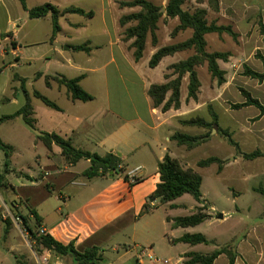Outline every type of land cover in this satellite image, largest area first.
I'll list each match as a JSON object with an SVG mask.
<instances>
[{
  "label": "crops",
  "instance_id": "1",
  "mask_svg": "<svg viewBox=\"0 0 264 264\" xmlns=\"http://www.w3.org/2000/svg\"><path fill=\"white\" fill-rule=\"evenodd\" d=\"M131 1L134 0H24L26 10L49 4L60 13L70 7L78 8L85 13H92L89 18L78 14H59L57 16L59 31L54 38H51L53 25L50 14L38 19H30L27 11L23 9L18 0H0V76L4 72L1 69L6 68L4 66L6 60H13V62L12 60L8 61L10 63L8 66L16 71L12 79L13 82L8 75L6 82L0 87V117L5 115L1 109L11 102L18 104L17 97L23 96V91H25L30 99L35 128L38 131L47 134L53 133L69 140L72 147L77 150L99 156L112 154L121 160L124 168V173L119 174L120 177L116 182L110 176L87 178L83 172L89 167L88 160L69 164L57 146L52 145L50 150L44 146L46 155L49 156L48 153L51 152L54 156L48 157L50 158L48 161L50 165L45 166L42 157L36 154L37 158H41V160L38 159L36 165L39 171L44 173L41 178L42 181L56 176L54 181H61L65 185L67 183L72 184L76 178H83L82 186H91V188H88L86 195H78L73 205H71V198L59 194L58 202L62 201V210H67L65 219L62 218L63 214L60 207L55 212L57 217L50 220L46 213L40 211L41 200L31 202V206L27 204L28 200H26L27 211L29 216L34 219L37 229L34 232L30 227L32 232L37 236L48 234L63 245L72 243L77 252L96 247L99 249L102 258L97 264H127L133 260L137 264H148V262L157 264L153 260L155 258L152 242L154 239L150 235L152 231H157L160 238L171 247L188 246L185 252L179 255L177 261L180 264L183 263L182 256L185 253L209 254L224 246H229L231 252L235 254L233 264H264V205L258 212L261 218L258 224L244 229L237 237L233 234L232 239L222 246H216L212 240L208 239L209 244L206 245L192 246L184 243H173V240L187 234L188 229L192 227L173 228L172 219L175 216L165 214L158 217L157 220L152 219L151 216L161 205L169 209H173L170 207L171 205L178 207L175 200L166 204H159L156 200L150 204L155 208L147 213H142L149 195L159 183L158 163L166 155L179 162L178 155L183 152L184 146H178L172 141L171 135L175 132L191 134L189 128L183 127L180 122L192 117L197 108L204 104H201L200 93H197V102L192 99L186 101L187 74L182 78L180 85L178 109L171 108L162 112L160 107L155 108L152 105L147 95L149 87L165 84L164 75L167 68L179 62L182 57L177 52L164 57L157 66L150 68L148 66L149 59L158 49V47L151 46L145 59L144 54L147 48L144 49L139 61L134 60L133 49L130 48L133 40L123 41L124 29L132 25L127 24L125 27L119 25L121 17L140 11L139 7H119L120 2ZM146 1L153 3V0ZM217 1L220 11L231 8L236 12H244L241 5L235 6L232 3L233 0ZM166 2L167 0H163L161 6L163 13ZM255 10L259 11L264 30V6ZM95 20L98 27L93 28L92 24ZM169 21L173 22V25L178 24L176 19H169ZM40 26H44L46 29L42 37L38 35V27ZM253 35L256 44L254 49L261 51L264 57L262 36L256 32ZM172 42L171 39L164 41L161 47L170 45ZM77 46H86L89 51L74 50L73 47ZM242 65L243 69L247 67L256 73L263 72L262 63L255 60L251 53L243 55ZM223 70L225 71V69ZM124 75L129 77L128 87L132 90L136 88L142 95L143 109L141 112L138 110L139 103L134 101L129 89L126 88L125 90L129 93L125 95V108L122 107V104L117 105V96L114 99L111 96V92L118 89L115 84L111 85V82L115 81L117 77L121 81ZM59 77L66 79L80 77V88L88 93L92 100L88 102L72 100L66 87L58 83L57 78ZM237 82L243 91L264 107V81L258 82L255 79L240 76ZM227 84L229 83L227 82ZM28 85L32 89L31 92L27 89ZM36 85L38 88L35 89L34 86ZM227 86L229 85H225L223 88H227ZM200 90H202V86ZM35 91L53 102L58 109H51L43 105L33 97ZM238 95L240 96L238 103H244L243 95L239 93ZM33 99H36L35 102L38 100L41 105L39 103L34 104ZM238 112L243 116L240 118L242 121L254 120L253 131L245 133L243 136L245 139L248 138L254 146L260 145V148L247 150L240 142L239 155L236 157L233 158L234 155L229 157L231 151H228L224 157L212 156L221 162V168L218 171H224V169L238 164L241 160L264 159V156L253 160L242 158V154H249L254 151L264 153V115L261 116L259 110L253 106L239 108ZM35 139L38 140L36 136L32 138L33 149L39 144L43 145L41 142L35 144ZM207 143H210V140ZM226 143L231 147L228 141ZM11 147L13 151V146ZM58 156L65 164L63 169L51 165L52 160ZM230 158H233V161L226 163ZM80 162H83L85 166L81 172H69ZM123 175H127L131 180H137V182L129 186L123 181ZM27 179L31 180L26 181L37 183L32 175H28ZM19 180L23 181L22 178ZM248 190L251 194L260 195L264 198V194H262L264 192L263 172L255 182L249 185ZM240 195L239 190H232L234 201L240 198ZM204 197L202 194V201L208 202ZM197 206H199L198 203ZM249 209L248 207L247 210ZM31 210L36 212L39 223L30 214ZM209 210L213 211V207L210 206ZM232 211L239 213L243 209L235 205ZM233 212H229L230 214L222 213V219H218L220 214H216L217 216L212 218L209 217L210 213H207V218L204 221H224ZM40 231H42L41 234ZM148 234V237H143ZM118 237H121L122 241L111 248L114 256L111 255V260H108L105 256L106 249L103 247L111 245ZM146 238L148 240H145ZM201 246H203L204 252H200ZM142 251L144 254H141ZM44 252L45 250L39 257L29 247L25 257L29 264H42ZM228 263L227 255L220 254L212 264ZM50 264H72V260L70 256H56L50 251Z\"/></svg>",
  "mask_w": 264,
  "mask_h": 264
},
{
  "label": "rangeland",
  "instance_id": "2",
  "mask_svg": "<svg viewBox=\"0 0 264 264\" xmlns=\"http://www.w3.org/2000/svg\"><path fill=\"white\" fill-rule=\"evenodd\" d=\"M232 3H234L235 6L241 5L244 12H236L231 8L222 9L221 11L220 8H218L217 11H214L213 8L209 6V0H184L181 7L184 11L189 13H193L196 10H204L206 12L205 18L208 24L213 23L216 26L230 27L231 32L235 35V37H231L226 33H211L204 36L206 53H225L228 55L226 61H217L219 69L223 71L224 82L218 84L217 80L212 78L206 62L195 67L200 85L198 93H200L201 104L204 105L198 107L194 112V115L190 117H199L207 122H211L210 112H213L216 115L217 125L220 129L226 131L230 135V139L235 143V146H228L226 143L227 140L218 134L211 135L206 139L202 138V136L208 132L207 129L182 125L183 127L189 128L191 133L189 135L197 138V140L195 141L196 147L193 150L184 147L182 148V154L178 155L179 164L182 168H190L202 177L200 190L205 196L204 198L209 202H203L202 204L204 205V214L208 215L207 213H210L209 217L215 218L217 216L216 214H230L229 212H233L232 210H234L235 205L243 209V211H240L239 213L233 212V214L224 221H204L196 227L188 229V234L200 233L204 235L206 239L212 240L216 246H222L232 239L233 234L237 237L244 229L258 224L261 220L258 212L264 205V198L262 196L251 194L248 190L249 185L256 181L261 172L264 173L263 158L254 161L241 160L238 164L236 163L234 166L224 169V171H218L219 166L216 163H213L208 168L197 167L198 161L212 156L224 157L228 151H231L229 157H232V155H234L233 158L236 157L239 155L240 142L247 150L257 147L260 148V145L256 144L254 146L248 138L245 139V136H243L245 133H251V131H253L254 120L250 119L242 121L240 118L243 116L238 112L239 108L234 109L233 106L239 104L238 98L240 96L238 93L242 95V89L239 87L237 79L240 76H244V69L242 67L243 55L251 53L252 57L260 62V57L264 58L261 51L254 49L256 44L253 39V34L256 32L259 36H262V41L264 43V30L260 20V14L259 11L255 10L256 8L259 9L264 6V0H233ZM153 4L156 6H162L163 0H153ZM97 24L98 23L95 20L92 27H98ZM129 24L134 25V22ZM177 25H173V22L166 19L164 15L162 16L157 23V29L154 32L155 44H152L150 35H147L144 47V49H147L145 50L144 59L151 46L161 48L164 41L166 42L171 39L173 42L170 45H174L182 43L191 37L192 31L190 29L172 34ZM45 32L46 29L44 26L38 27L39 37H42ZM178 53L182 57L180 61H183L193 56L195 51L194 49H187ZM11 60L12 59L6 60L4 65L6 68L1 69L4 70V72L3 75L0 76V87L6 82V77L8 75L13 82L12 79L16 71L14 68L8 66L10 64L8 61ZM37 66H39V63H37ZM24 69L26 70V68ZM223 69H225V71ZM165 75L168 77L165 79L166 83L176 78V75H173V70L169 68H167ZM186 75L187 74L184 76ZM128 81L129 77L127 75H124L121 81L118 77L115 81H112L111 85L115 84L118 89L112 91L111 96L113 99L117 96V105L122 104V107L125 108V95L129 94L125 90L126 88L129 89L130 95L133 97L134 101L139 103L138 110L141 112L143 109L141 104L142 95L136 90V88L133 90L129 88ZM181 82L182 79L180 85ZM227 82L229 84H227ZM225 85L229 86L223 88ZM201 86L202 90H200ZM34 88H38V85L34 86ZM27 89L30 92L32 90L30 85L27 86ZM197 96L198 94L196 95V102L198 101ZM168 97L166 95V99H168ZM17 100L18 104L11 102L3 107L1 109V111L3 110V114H13L25 104L24 95L17 97ZM34 100L36 99H33V101ZM188 100L190 99L186 97V101ZM35 103L40 104L38 100L36 102L34 101V104ZM209 108L211 111H209ZM35 136V133L23 124L21 117H14L11 120L0 123L1 141L13 146L8 167L4 166V155L3 152L0 151V176L3 177L2 183L4 184L0 189V218L2 219V221H0V264H29V261L25 257L26 253H28L29 247L33 249L37 256H42L44 249H41L40 246L37 245L30 233H28L23 227L22 221L18 218L20 215L26 217L28 226L31 227L34 232L37 230L34 219L29 216L26 208L28 205L31 206V202L34 203L36 200H41L40 211L46 213L50 220L57 217L55 212L56 209L60 207L63 214L62 218L65 219L67 210H62V201L58 202L57 199L59 194L71 198V205H73L78 195H86L89 190L88 188H91V186H82L83 184H81V182L84 181L83 178H76L72 184L67 183L65 185H63L61 181H54L56 176L46 178L42 181L41 178L44 176V173L42 171L40 172L36 165L38 159L41 160V158H37L36 154L42 157V162H44L45 166L50 165V163H48L50 158L48 157L54 155L50 152L48 153L49 156H47L46 149L41 144L36 146L34 150L32 147V138H35ZM209 140L210 143L206 144ZM34 142L35 144L40 143V141L36 139ZM233 158H230L225 162H232ZM52 161L53 163L51 165L57 166L59 169L65 167L64 162L59 156ZM84 168L85 166L83 162H80L75 168L70 169L69 172L74 173L78 171L79 173ZM28 175H32L37 183L29 182L31 179H27ZM119 177V174L111 176V178L115 180L114 182H116ZM20 178H22L23 181H20ZM232 190H239L241 192L240 198L236 201L232 198ZM26 200H28V205H26ZM175 203L178 207L173 209L161 205L153 212L154 215L151 216L152 219L157 220L158 217H162L165 214L175 217L188 216L194 212V209L197 206V203L188 194L176 199ZM210 206L213 207V211L209 210ZM153 207L154 206H151L150 208L153 209ZM248 207L250 208L249 210H247ZM3 221L9 222L7 234H4ZM150 235L154 239L152 242L154 244V257L156 259L160 261L166 259L169 264H180L177 260L179 259V255L184 253L188 248L187 245L171 247L160 238L157 231L150 232ZM148 236L149 234L144 235L143 237ZM145 240H148V238ZM121 241V237H118L111 243V245L103 247V249H106L105 256L108 260H111V255L114 256L111 248ZM199 250L200 252H204L203 246H201ZM127 264L137 263L133 260ZM148 264L150 263L148 262Z\"/></svg>",
  "mask_w": 264,
  "mask_h": 264
},
{
  "label": "trees",
  "instance_id": "3",
  "mask_svg": "<svg viewBox=\"0 0 264 264\" xmlns=\"http://www.w3.org/2000/svg\"><path fill=\"white\" fill-rule=\"evenodd\" d=\"M18 1L21 3L23 9L26 10L24 0ZM183 3L184 0H167L164 13L161 12V6H156L146 0H134L131 2L119 3L120 7L140 8L139 12L123 16L119 19V25L121 27H125L127 24L134 22V25L124 29L123 41L133 40L130 44V48L133 49V58L135 61H139L143 55L145 41L148 34L151 37L152 44H155L154 32L156 31L157 23L162 18L163 14L165 15L166 19L176 18L178 20V25L174 28L172 34H175L179 31H184L186 29H190L192 31L191 37L188 40L182 43L158 48L149 59L148 66L150 68H154L166 56H171L177 52L187 49H194L195 51L193 56L168 67L169 69L173 70V75H176L175 79L162 85H152L149 87L147 95L150 98L152 105L155 108L160 107L162 112H165L171 108H179L180 81L185 74H188L187 98L192 100L196 99L200 85L196 75L195 67L201 65L203 62L207 63L209 73L211 74L212 78L217 80L218 84H222L224 82L223 71L219 69L217 61H226L228 55L225 53H206V43L204 36L211 33H226L231 37H235V35L231 32L230 27L216 26L213 23L208 24L205 18L206 12L204 10H196L193 13L184 11L181 8ZM209 6L213 8L214 11H217L218 1L209 0ZM26 11L30 19H38L46 16L47 14L51 15L53 25L51 38H54L59 31V26L57 23V16L59 14H78L87 18L92 16L91 12L85 13L84 11L73 7H70L60 13L58 10H56V8L49 4L41 5ZM73 49L76 51H89L86 46H77L73 47ZM260 60L263 66L262 73H256L249 68L244 67L243 75L249 77L250 79H255L258 82L264 81V58L260 57ZM167 78L168 77L165 75V79ZM57 80L59 84L66 87L72 100H78L81 102H88L92 100V97L80 88V77L73 79L59 77ZM46 83L48 84V82ZM168 92L170 95L168 99H166ZM23 93L25 97V104L14 114L1 116L0 123L11 120L14 117H21L23 124L29 130L35 133L36 138L43 144V146H45L47 150H50L52 145L57 146L61 150V155L69 164H76L80 160H88L89 167L83 172V175L87 178L96 176L111 177L114 174L124 173L121 160L112 154L99 156L97 154H91L89 152L77 150L72 147L69 140L63 139L62 137L53 133L47 134L38 131L35 128L33 109L30 105L29 96L25 91H23ZM241 93L245 98V102L234 105V109L253 106L259 110L261 116L264 115V107L257 100L251 98L250 95L243 90H241ZM33 97L38 99L48 108L56 110L58 109L53 102L40 95L36 91L33 92ZM209 111H211L210 108ZM210 115L211 122H207L202 118L195 117L181 121L180 123L183 126L207 129L208 132L203 135L202 138L206 139L211 135L218 134L225 138L230 145L235 146V143H233V141L230 139V135L226 131L220 129L217 125L216 115L213 112H210ZM170 139L178 146H184L187 149L195 147V141L197 140L195 137L178 132L173 133ZM0 151H2L4 154V166L8 167L12 153V147L10 145L4 144L0 139ZM263 156L264 153H261L260 151L242 154V158L244 160H253ZM213 163L218 164L219 169L221 168L220 160L215 157H209L198 161L197 167L206 168ZM157 173L159 174V183L157 184L155 190L149 195L147 203L143 206L142 213L149 212L151 210L150 204L156 200H158L159 204H166L176 200L177 198H180L185 194H188L196 203L199 204V206L195 207L194 212L188 216H178L173 218L172 227L185 228L201 224L207 218V215L203 213L204 205H202L203 201L201 199L202 194L200 190L202 184L201 176L190 168H182L177 160L170 158L168 155H166L162 161L158 163ZM2 179L3 177L0 176V187L4 185L2 183ZM129 180L130 179L127 175H123V181L129 186L137 182V180H134V183H130ZM262 194H264V192H262ZM170 207L176 208L174 205H171ZM30 214L35 218V221L39 223V217L36 215V212L31 210ZM18 218L22 221L23 227L28 233H30L31 237L41 249L49 250L56 256H70L72 264H97L102 260L98 248L92 247L86 249L83 252H77L72 243L63 245L54 240L48 234L37 236L27 225L25 217L20 215ZM0 221H2L1 218ZM167 221H169L168 218ZM3 224L4 234H6L8 232L9 222L3 221ZM172 242L184 243L192 246L198 244H209L205 236L200 233H187L182 235L180 238L173 240ZM220 254L227 255L229 260L228 264H233L235 254L231 252V248L229 246L221 247L209 254L195 252L185 253L182 256V264H212Z\"/></svg>",
  "mask_w": 264,
  "mask_h": 264
},
{
  "label": "built area",
  "instance_id": "4",
  "mask_svg": "<svg viewBox=\"0 0 264 264\" xmlns=\"http://www.w3.org/2000/svg\"><path fill=\"white\" fill-rule=\"evenodd\" d=\"M130 181V183H134V180L132 179H130L129 180ZM42 233V231H40V234ZM144 251H142V253L141 254H144L143 253ZM45 256L42 258V264H50V251L49 250H45ZM149 258H152L151 256H148ZM153 260L157 263V264H169V262H168V260H166V259H163V260H158V259H156V258H153Z\"/></svg>",
  "mask_w": 264,
  "mask_h": 264
},
{
  "label": "water",
  "instance_id": "5",
  "mask_svg": "<svg viewBox=\"0 0 264 264\" xmlns=\"http://www.w3.org/2000/svg\"><path fill=\"white\" fill-rule=\"evenodd\" d=\"M218 219H222V215L221 214L218 216Z\"/></svg>",
  "mask_w": 264,
  "mask_h": 264
}]
</instances>
